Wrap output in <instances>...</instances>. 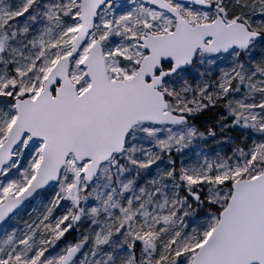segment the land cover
Segmentation results:
<instances>
[{
	"label": "snow or ice",
	"instance_id": "1",
	"mask_svg": "<svg viewBox=\"0 0 264 264\" xmlns=\"http://www.w3.org/2000/svg\"><path fill=\"white\" fill-rule=\"evenodd\" d=\"M0 264H264V0H0Z\"/></svg>",
	"mask_w": 264,
	"mask_h": 264
}]
</instances>
